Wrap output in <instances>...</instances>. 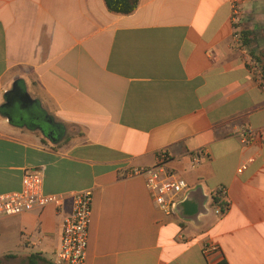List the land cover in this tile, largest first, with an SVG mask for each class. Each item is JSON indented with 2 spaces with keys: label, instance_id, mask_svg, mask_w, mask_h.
Listing matches in <instances>:
<instances>
[{
  "label": "crops",
  "instance_id": "obj_1",
  "mask_svg": "<svg viewBox=\"0 0 264 264\" xmlns=\"http://www.w3.org/2000/svg\"><path fill=\"white\" fill-rule=\"evenodd\" d=\"M232 2L139 0L118 14L104 0H0V194L39 168L44 191L65 195L0 217V258L54 264L62 222L88 189L85 264H264V76L238 42ZM240 8L242 23L264 26V0ZM14 81L51 136L8 120ZM162 148L188 183L179 201L198 189V214L164 213L142 176H126ZM206 241L220 252L205 255Z\"/></svg>",
  "mask_w": 264,
  "mask_h": 264
},
{
  "label": "built area",
  "instance_id": "obj_2",
  "mask_svg": "<svg viewBox=\"0 0 264 264\" xmlns=\"http://www.w3.org/2000/svg\"><path fill=\"white\" fill-rule=\"evenodd\" d=\"M232 21L234 24L241 21L240 0L232 2ZM250 66L253 71H260L252 57ZM242 135L244 139L252 138L255 132L247 129L243 131ZM190 157L192 167L199 165L202 161L198 150L192 151ZM169 159L168 150L162 148L158 151L156 164L131 166L126 171V176H142L144 178L153 201L166 214L175 212L181 193L188 187V183L183 177L168 169ZM220 192L224 195L226 190L221 188ZM64 198V194H50L44 191L42 169L28 168L23 173L20 190L0 194V217L17 215L47 205L60 206ZM227 208L228 202H224L214 211L220 215ZM90 219L91 191L87 189L75 194L73 210L62 222L61 241L55 252L54 264H85ZM202 251L210 257V255L219 253L220 249L216 243L206 241Z\"/></svg>",
  "mask_w": 264,
  "mask_h": 264
},
{
  "label": "trees",
  "instance_id": "obj_3",
  "mask_svg": "<svg viewBox=\"0 0 264 264\" xmlns=\"http://www.w3.org/2000/svg\"><path fill=\"white\" fill-rule=\"evenodd\" d=\"M107 8L118 14H129L135 11L139 0H104ZM234 32L238 35V42L241 46L248 49L252 59L257 63L262 75L264 76V26L253 28L240 21L234 24ZM217 200V197H215ZM9 258L13 264H39V262L49 263L40 253H32L26 257L18 258V255L7 254L0 258Z\"/></svg>",
  "mask_w": 264,
  "mask_h": 264
},
{
  "label": "water",
  "instance_id": "obj_4",
  "mask_svg": "<svg viewBox=\"0 0 264 264\" xmlns=\"http://www.w3.org/2000/svg\"><path fill=\"white\" fill-rule=\"evenodd\" d=\"M5 102L3 104L4 107L13 108L14 110L18 111L19 113H29L30 110L25 108L23 105V98L25 100H33L31 99L28 92H23L21 87L18 84V81H14L12 84V87L5 91ZM8 120L11 121L12 117L10 115L7 116ZM198 189H191L187 192L186 196L177 202L176 204V211L180 213L181 215H187V216H194L200 212L199 208H196L194 210H190L192 205V201L194 196L196 195ZM185 212H187L185 214Z\"/></svg>",
  "mask_w": 264,
  "mask_h": 264
},
{
  "label": "rangeland",
  "instance_id": "obj_5",
  "mask_svg": "<svg viewBox=\"0 0 264 264\" xmlns=\"http://www.w3.org/2000/svg\"><path fill=\"white\" fill-rule=\"evenodd\" d=\"M26 106L29 108V109H32L33 107L30 106L29 103L26 104ZM10 108L9 107H5L4 108V111H8ZM31 112H33L34 114H31V115H34V117L36 118V120H34V118H32V116L29 114L28 117L25 116V119L23 120H20V115L21 113H19L18 111H15L14 110V113L12 112L11 116L13 119L15 120H18L19 123H21L22 125H32L33 124H40L42 126H44L45 128L49 129V123H48V120L44 117H41L39 116L37 113H35L34 111L31 110Z\"/></svg>",
  "mask_w": 264,
  "mask_h": 264
},
{
  "label": "flooded vegetation",
  "instance_id": "obj_6",
  "mask_svg": "<svg viewBox=\"0 0 264 264\" xmlns=\"http://www.w3.org/2000/svg\"><path fill=\"white\" fill-rule=\"evenodd\" d=\"M22 101H24L23 102V105L25 106V108H27L28 110H30L29 111V113H27V114H25V113H21V117H20V120H23V119H25V116L26 117H28L29 116V114L31 115V114H34L33 112H31V110L32 111H34V109L32 108V109H29L27 106H26V104L27 103H29L30 104V106H31V101L30 100H25V99H23ZM27 101V102H26ZM35 112V111H34ZM32 116V118H34V120H36V118L34 117V115H31ZM14 120V121H13ZM12 121L13 122H15V123H19V121L18 120H15V119H13L12 118ZM19 124H21V123H19ZM22 125V124H21ZM32 125H34V126H37V127H39L40 128V130H41V132L44 134V135H46V136H51L52 135V133H53V131H52V128L49 126V129H47V128H45L44 126H42V125H40V124H33L32 123Z\"/></svg>",
  "mask_w": 264,
  "mask_h": 264
}]
</instances>
